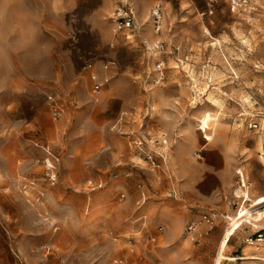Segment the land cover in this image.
I'll list each match as a JSON object with an SVG mask.
<instances>
[{
  "label": "rangeland",
  "instance_id": "374dc122",
  "mask_svg": "<svg viewBox=\"0 0 264 264\" xmlns=\"http://www.w3.org/2000/svg\"><path fill=\"white\" fill-rule=\"evenodd\" d=\"M116 1L113 8L122 3ZM217 1L207 15L204 4L193 0L198 10L189 11L184 22L178 8L186 1L164 2L169 18H164L160 38L168 40V23L173 33L182 30L189 36L187 58L201 86L206 77L211 79V71H218L209 89L219 87L227 95L210 143L218 139L240 143V152L246 154L236 158L234 167L243 171L254 198L264 194V163L254 147L259 151L264 129L253 131L247 123L253 118L264 128V115L255 117L264 112V0H251L257 6L251 18L242 12L230 15L225 0ZM51 2L0 0V264H213L224 216L228 218L240 202L231 192L237 187L235 179L230 192L193 198V205L219 213L211 231L196 241L183 232L189 220L199 218L195 219L199 210L184 205V198L159 203L152 196L155 188L163 189L168 174L180 180L181 173L192 169L188 163L203 141L193 117L209 106L205 99L190 105L188 79L180 69L186 70L188 61L168 70V83L155 86L149 75L151 57L142 43L155 40L147 19L126 40L122 34L112 35L111 10L94 17L97 31L91 36L81 30L89 22L76 20L73 12L81 8L78 16L89 18L90 10L71 5L65 19L57 20L50 14ZM211 37H220V46H210ZM177 57L184 59L180 52ZM167 60L169 67L175 65L173 58ZM87 62L103 82L97 102L90 96L89 70L78 74ZM51 93L66 107L56 123L46 106ZM242 94L251 101L246 112L239 105ZM48 149L59 155L57 184L43 205L31 206L11 177L36 176L43 165L52 166ZM146 150L166 154L160 186L152 185L145 169L131 166L130 160L145 165L141 157ZM96 176L101 177V186L84 189L86 180ZM87 196L89 207L84 211ZM157 225L163 226L160 234ZM254 230L243 224L230 237L227 253L239 256L246 249L252 254L243 240ZM221 264L264 263L255 259Z\"/></svg>",
  "mask_w": 264,
  "mask_h": 264
},
{
  "label": "crops",
  "instance_id": "0c3cea01",
  "mask_svg": "<svg viewBox=\"0 0 264 264\" xmlns=\"http://www.w3.org/2000/svg\"><path fill=\"white\" fill-rule=\"evenodd\" d=\"M113 1L114 0H69V1L68 0H52V2L50 4L51 5L50 14L53 16H56L57 20H63V19H65L67 12L69 10H71V5L72 6H75V5L84 6L85 9L90 10L89 13H90L91 17H89V18L85 17V16L79 17L78 15L82 12L81 8H78L80 10H78V9L76 11L73 10V12L75 13V16L77 18L76 20H80V21L84 20L85 22L86 21L89 22V23H87V27L83 28L81 30L85 34H87V35L90 34L91 36H93V34H95V32L97 31L95 28V23H94L95 18L94 17L99 18V16L106 15V14H108L109 11L113 10L114 9L112 6ZM153 1L154 0H139L136 4L133 0H118L115 2V3L123 2V3L130 4V6H132L136 12V20H137V23L140 24V29L137 31H133L128 38L132 37L134 35V33H137L141 30L142 23H140V22H142L141 20L147 19V14L149 12V9H150ZM172 1H176V2L178 1L177 3H179V4H180V2L186 1L185 2L186 6L180 5L178 8L181 12V15H182V19L180 20L181 22L187 21V19H188L187 17H189V15H191V13H193L194 10H196V11L198 10V7L195 5V3H193V0H161L163 22H164V18L165 19L169 18L167 13L166 14L164 13L163 3L164 2L170 3ZM196 2L198 4H202V5L204 4V12H207V15H210L212 13L211 12L210 14H208V10H210L211 6L217 5V3H218L217 0H213V2H208L207 0H196ZM225 3H226L225 6L229 9L228 0H225ZM187 5H188V7H187ZM201 8H202V6H201ZM189 11H192V12L190 13ZM229 14L232 15L233 13L230 12ZM252 15H254V13L250 14L249 18H251ZM199 16H200V14H199ZM199 19H200V17H196V22ZM163 28H164V25H163ZM165 29L169 33V38L166 41L168 42L169 40H171L174 44H177L178 46H180L181 49L179 50V52H180L182 58H185L188 61V63H187L188 68L186 70H184V67H181L180 69L185 73V78L188 79V84H189L190 94H191L190 97H192L193 94L198 93L201 96L200 97L201 101H204L205 94H203L202 91L197 92L198 90L196 89L195 84L193 83V79L190 76V73L193 72L195 66L193 67V65H192L193 63L190 60H188V58H187L188 52H190V48L188 47L189 36L186 33H184L182 30H176V32L174 30L175 33H173L172 27L169 23L165 26ZM58 31H61V29L59 28ZM150 31L152 33L151 25H150ZM146 35L148 36V34H146ZM181 51H182V53H181ZM202 67H204V66H202ZM169 69H179V68L176 67L175 65L169 67L168 66V60L166 59L165 81L161 85L168 83V78L166 77V75H167V72L169 73V71H168ZM202 69H204V68H202ZM84 71H88V70L86 68H84L83 66H81V68L78 71V74L80 75ZM199 73H203V72L201 71ZM88 74H89V72H88ZM204 82L207 86L206 89H208V87H210V85L206 81V78H205ZM210 82H211V80H210ZM102 88H103V82L101 81L99 92L94 98H91L92 101L97 102L99 100L100 94L102 92ZM200 104L201 103L199 102V105ZM24 106L27 107V110L30 109V108H28L29 105H24ZM21 110L22 109L20 107V108H18V110L16 112L19 113ZM151 111H152V107H151ZM146 112H147V108H146ZM29 122L27 124H29ZM253 131H256V130H253ZM19 134H20V130H19ZM130 134L132 135L133 133L130 132ZM127 138H129V136ZM30 141H32V140H30ZM154 141H157V140H153L150 142H149V139L145 140V142H147V143H153ZM196 143H197V141L194 139L192 142V145L194 144V146H195ZM209 143L206 144V141H204V140L202 141V144L196 150V151H199L198 157H194L188 163L189 165H191L192 169H189L186 172L184 171L185 173L184 172L181 173L183 176L180 177V180H178L177 177L174 176V174L170 173V174H168V178L165 179L167 182H166L165 186H163V189L160 190V189L155 188L153 190L152 196H154L159 203H163L164 200H167V199H173V200L180 201L181 198H184V200L186 201V202H184V205L187 203L186 204L187 206L195 207L197 210H199L196 212L197 215H196L195 219H197L199 217V215L204 211L215 210L212 207L200 208L199 205H193V204H195V200L193 198L195 196H198V195L203 196L206 192H210L211 194L215 193V195H220L221 192L222 193L223 192H230V186L232 185L233 180L236 178L235 172H234L236 169L234 167V164L236 162V158L240 155H245L246 153L244 151L240 152L241 145L237 141L231 142L230 140L224 141V140L218 139V140H214V142H212L210 144ZM161 144H162V141H161ZM204 144H206V145H204ZM162 145H164V149H166L168 147L167 144H162ZM254 145H255L254 146L255 152L258 153L256 144H254ZM252 149H254V148L252 147ZM158 155H163L165 157V159H167L164 151H162L161 153H158ZM189 158H191L190 155H188L187 159H189ZM130 163L132 166V163H135V162H133V160H130ZM166 163L167 162L165 161V164ZM42 170H43V168H42ZM18 176H19V174H16V177H14V178H19V179L23 178L22 176L21 177H18ZM32 178L38 180L39 185L42 186L44 191L47 193L46 198L43 201V204H44L45 200L47 199L50 188L53 187L54 185H56L57 183H55L54 185L48 184L47 180L42 177V171L39 175L36 174V176H34V175L25 176V178H23V179L28 180V179H32ZM96 178L98 181H100V179H101V177H98V176H96L95 179ZM247 190H248V188H247ZM171 192H175V193L171 194ZM231 192H232V190H231ZM248 192H249V190H248ZM34 194H35V192L32 191L30 195L33 196ZM88 199L89 198L87 196L86 197V203L84 205V211H86L87 208L89 207ZM221 207H222L221 204H217V206H216V208L218 210H220V212H221L220 216L223 217L224 215H223V212L221 210L222 209ZM189 221H191V220H189ZM200 227H202V226H200Z\"/></svg>",
  "mask_w": 264,
  "mask_h": 264
},
{
  "label": "built area",
  "instance_id": "2783aa9c",
  "mask_svg": "<svg viewBox=\"0 0 264 264\" xmlns=\"http://www.w3.org/2000/svg\"><path fill=\"white\" fill-rule=\"evenodd\" d=\"M207 1L213 2V0ZM228 6L229 11L231 13L242 12L250 15L257 10V6L251 0H229ZM211 12V9L208 10V14H210ZM110 19L113 26V36L122 34L124 35L125 39L128 40V37L133 31H137L140 29V24L137 23L136 20V12L134 8L130 6V4L122 2L121 4L114 7L110 14ZM147 20L151 25L152 34L154 35L155 40L152 44L148 45H146V42L142 43L144 48L146 49V52L148 53V57H151L152 61L149 73V75L151 76L150 82L153 85L157 86L161 85L165 81V63L167 58H173L175 66L178 68L186 59L184 58L183 60H180L177 57L180 50V46L174 44L171 40L167 42L166 40L160 38V35H162V32L164 30L161 0L153 1L147 14ZM125 31H128L129 33L125 34ZM202 34L208 35V31L206 32V30H203ZM92 66L93 65L91 62H87L83 67L89 70V78L91 81L90 96L94 98L99 92L101 81L97 77V74L93 70ZM233 79H237V76L235 74H233ZM210 80L211 79L209 77L206 78V81H208V83L210 82ZM200 97L201 96L198 93L193 94L190 100V105L199 104ZM46 106L48 109L50 120L53 123L58 122L62 118L66 109L60 97L54 93L47 95ZM259 115L263 116L264 112H258L255 117H259ZM247 126L252 130H261L259 122L256 119L253 120V118L249 119ZM203 137L204 141H207V138L205 136ZM163 143H165V141H163ZM138 145H141L140 141L138 142ZM138 149L141 150V148ZM46 153L51 157L53 165L42 166V177L47 180L48 184L54 185L55 183H57V163H59V155L50 149H48ZM198 153L199 151H195L193 155L195 157H198ZM261 156H264V153H259L258 158H260ZM141 159L145 165L142 166L138 163H132V166H139L141 169H145L151 176L150 180L152 185L156 187L160 186L162 183L160 165L161 163L165 164V157L163 155H155L153 152L146 150L145 152L143 151ZM234 172L236 176V186L241 187L243 189L246 188V177L243 171L239 168H236ZM11 179L13 186L17 187V190L22 194L26 202H28L31 206L38 204L43 205V201L46 198L47 193L44 191L43 187L39 185L38 180L34 178L24 180L23 178L19 179L14 177H11ZM100 186V181L93 178H89L85 182L84 189L90 191ZM30 191L35 192V194L31 196ZM173 193L175 192H171V194ZM120 199H122V197ZM217 217L218 214L214 210H207L202 212L197 220H191L185 225L183 236L189 238L192 241H196L198 237L206 235L209 233V231H211V229L216 224ZM224 218L227 219V216H224ZM155 228L157 234L163 232V226L157 225ZM254 229L255 230L249 236H246L244 238L243 242L253 249L252 254L256 257V259L264 263V227ZM108 234L113 236L112 232L110 231H108ZM112 238L113 240H116L115 236ZM150 240L154 241L155 236H151ZM46 247L47 246H44V248ZM61 258L62 257H60V259ZM121 262L122 260H119V263Z\"/></svg>",
  "mask_w": 264,
  "mask_h": 264
},
{
  "label": "bare ground",
  "instance_id": "6f19581e",
  "mask_svg": "<svg viewBox=\"0 0 264 264\" xmlns=\"http://www.w3.org/2000/svg\"><path fill=\"white\" fill-rule=\"evenodd\" d=\"M211 40L213 41H211L209 45L213 46V48L215 47V45L220 46L222 41L220 37L212 38ZM217 74L218 71L215 70L211 71L210 73L211 79H213L212 77L216 76ZM190 76L193 79V83L195 84L196 89L198 90L197 92L199 91L203 92V90L205 89L204 90L205 102L208 104L209 108L204 109L202 107V109H200L199 111V115L193 118L196 120L197 123L196 130H198L199 136H201V139L203 140H204L203 136H205L207 138L206 144H208L213 140L214 129L218 123L219 115L222 114L224 108L223 96H226L227 93L223 92L219 87H212L211 89H209L210 87H208V89H206L207 86L205 82L204 85L201 86L199 82L200 80H198L195 77V74L193 72L190 73ZM250 104H251L250 98L247 95L242 94L240 96V104H239L242 110L246 112V107L249 106ZM263 134L259 137V142H258V146H259L258 152H262V153H264ZM260 158L261 161L264 162V156H261ZM232 194L235 198L237 199L240 198V202L236 210L230 216H228L226 222L222 226L220 235L217 240V252L213 264H221L223 261L235 263L239 260L256 259V257L253 254L246 253L245 251L246 249L239 256L228 254L227 249L229 247L228 241L230 237L233 236L243 224H249L253 228L264 227V194L251 198L252 195L250 196L247 188L243 189L241 187H236L235 189H233Z\"/></svg>",
  "mask_w": 264,
  "mask_h": 264
}]
</instances>
